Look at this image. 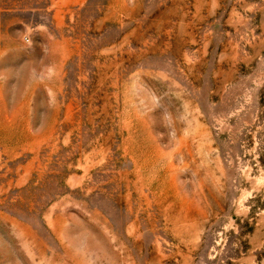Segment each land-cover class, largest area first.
Segmentation results:
<instances>
[{
    "label": "rangeland",
    "instance_id": "374dc122",
    "mask_svg": "<svg viewBox=\"0 0 264 264\" xmlns=\"http://www.w3.org/2000/svg\"><path fill=\"white\" fill-rule=\"evenodd\" d=\"M0 264H264V0H0Z\"/></svg>",
    "mask_w": 264,
    "mask_h": 264
}]
</instances>
